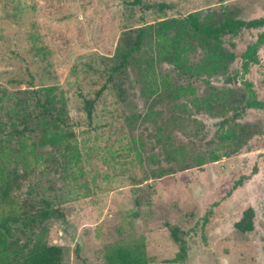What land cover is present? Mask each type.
<instances>
[{"label": "rangeland", "instance_id": "374dc122", "mask_svg": "<svg viewBox=\"0 0 264 264\" xmlns=\"http://www.w3.org/2000/svg\"><path fill=\"white\" fill-rule=\"evenodd\" d=\"M134 1L0 0L1 120L23 130L37 98L53 89L82 158L78 168L42 162L25 178L12 164L21 176L13 196L31 213L47 203L63 211L46 222L45 239L64 248V264H107L106 252L118 247L164 264L180 249L173 227L188 242L178 264H264V109L245 108L241 78L243 55L264 27L224 35L219 47L187 26L190 14L211 27L264 18V0ZM162 34L177 42L168 55ZM124 53L127 66L113 72ZM258 59L245 80L264 102V45ZM31 123L27 142L45 134ZM249 208L254 230L245 234L235 224Z\"/></svg>", "mask_w": 264, "mask_h": 264}, {"label": "trees", "instance_id": "16d2710c", "mask_svg": "<svg viewBox=\"0 0 264 264\" xmlns=\"http://www.w3.org/2000/svg\"><path fill=\"white\" fill-rule=\"evenodd\" d=\"M134 5L142 7L145 4L141 0H135ZM167 4H160L159 9H170ZM188 28L195 34H201L211 39L219 47L224 43L223 36L231 34L238 35L244 29H254L264 27V18L243 21L239 19L226 18L219 27H211L202 25L199 16L190 14L187 17ZM188 34L187 30H178L180 35L183 32ZM146 28H140L137 37V48H140L144 42ZM162 52L169 54V49L177 48V42L166 41V36L161 35ZM182 36L179 37L181 39ZM264 45V32L261 33L257 41L248 47L243 55L244 62L243 74L241 76L242 83L248 93V100L245 108L264 109V102L257 100V93L253 84L245 80V76L249 72L252 64L259 62L258 50ZM135 47V49H136ZM183 50V49H180ZM184 50H186L184 48ZM177 54V50L174 52ZM180 55V54H179ZM130 53L122 55L121 63L113 68V72L122 71L130 59ZM212 57L221 64V58L217 54ZM212 67L215 69L216 65ZM230 81L234 80L229 78ZM53 89H47V99L42 101L37 98L36 113L28 112L24 117V129L19 130L15 123H12V129L9 128L7 122H3L0 117V264H64L65 250L61 246L50 245L45 239L48 234L46 222L54 216H63V211L59 208H53L50 203L43 210L31 213L27 209V202L24 206L17 203L13 191L19 185L21 176L17 169H12L11 165L20 163L24 168L23 178L29 176V171H35L43 162L47 164L55 160H64L65 166L69 168H78L82 158L78 147L76 134L69 129V123L63 111L57 108L54 97H50ZM102 93L100 90L96 97ZM95 101H86V110L89 119H92ZM38 120V125L45 127V134L36 141L27 142L25 133L32 127L31 120ZM48 119L56 125L52 128ZM16 137L19 148L12 146L11 138ZM49 149L52 154L44 157L42 150ZM56 154V155H55ZM220 158L215 156L213 162L219 161ZM240 181L235 183V188L240 185ZM255 211L253 208L247 209L242 219L235 224L237 231L241 233H251L254 230ZM172 240L180 247L176 257L164 264H178L186 261L188 258V242L186 234L178 227L170 229ZM105 259L107 264H149L147 258L139 251L133 248L118 247L106 252Z\"/></svg>", "mask_w": 264, "mask_h": 264}]
</instances>
